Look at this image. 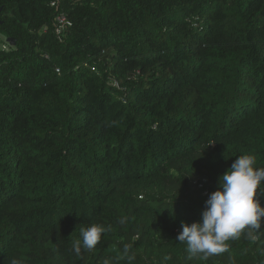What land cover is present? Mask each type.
I'll return each instance as SVG.
<instances>
[{
  "label": "trees",
  "instance_id": "obj_1",
  "mask_svg": "<svg viewBox=\"0 0 264 264\" xmlns=\"http://www.w3.org/2000/svg\"><path fill=\"white\" fill-rule=\"evenodd\" d=\"M50 1L0 0V264H264V222L176 240L238 155L264 167V0Z\"/></svg>",
  "mask_w": 264,
  "mask_h": 264
},
{
  "label": "clouds",
  "instance_id": "obj_2",
  "mask_svg": "<svg viewBox=\"0 0 264 264\" xmlns=\"http://www.w3.org/2000/svg\"><path fill=\"white\" fill-rule=\"evenodd\" d=\"M264 167L256 165L251 154L238 155L231 166L219 177L218 187L205 201L201 218L192 223L182 222V231L176 240L185 244L191 256L202 254L205 258L224 253L227 242L237 239L245 230L261 228L264 222V205L257 198V190L264 192ZM123 223V220H121ZM111 231V225L94 223L80 230V237L74 241L73 249H93L103 234ZM130 245H125L127 255ZM134 257H129L132 259ZM11 264H22L12 259ZM107 264V261L105 262Z\"/></svg>",
  "mask_w": 264,
  "mask_h": 264
},
{
  "label": "built area",
  "instance_id": "obj_3",
  "mask_svg": "<svg viewBox=\"0 0 264 264\" xmlns=\"http://www.w3.org/2000/svg\"><path fill=\"white\" fill-rule=\"evenodd\" d=\"M61 1L62 0H51L50 5H51V7L59 8ZM75 1H78V0H75ZM72 25H73V22L66 12L59 11L55 15V17H54V32L59 39H63V35ZM204 183H205V178H195L193 180V184L199 189L204 187ZM207 193H208V191L205 190L204 194H207Z\"/></svg>",
  "mask_w": 264,
  "mask_h": 264
},
{
  "label": "rangeland",
  "instance_id": "obj_4",
  "mask_svg": "<svg viewBox=\"0 0 264 264\" xmlns=\"http://www.w3.org/2000/svg\"><path fill=\"white\" fill-rule=\"evenodd\" d=\"M0 46H5L7 47L8 44H7V37L3 34L0 33Z\"/></svg>",
  "mask_w": 264,
  "mask_h": 264
},
{
  "label": "water",
  "instance_id": "obj_5",
  "mask_svg": "<svg viewBox=\"0 0 264 264\" xmlns=\"http://www.w3.org/2000/svg\"><path fill=\"white\" fill-rule=\"evenodd\" d=\"M0 12H1V9H0ZM0 23H2L1 20H0ZM7 41H8V42H11L12 45L15 44V41H14L12 38H8V37H7Z\"/></svg>",
  "mask_w": 264,
  "mask_h": 264
}]
</instances>
